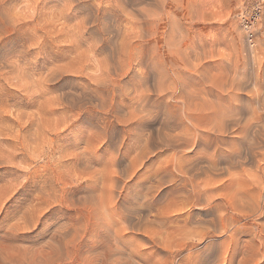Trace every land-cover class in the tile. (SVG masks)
<instances>
[{"label": "rangeland", "instance_id": "374dc122", "mask_svg": "<svg viewBox=\"0 0 264 264\" xmlns=\"http://www.w3.org/2000/svg\"><path fill=\"white\" fill-rule=\"evenodd\" d=\"M254 2L255 0H157L156 2L155 0H0V264H83L85 262V264H91L92 260H96L93 264H102L104 261L103 264H110V260H114L111 261L112 264H122L126 262V259L130 261L123 264H134L136 261L142 263V260L137 259L136 254L133 256L135 253L133 247L137 246L139 250L138 245L145 244L144 248L140 249L143 252H150L155 248L145 241V238L137 235L138 231L135 229L142 228L141 225L146 226L150 222L153 226L155 224L159 230L163 229L161 226L170 224L175 228L179 226L186 232H190L187 235L188 244L186 245L191 247L186 248L187 250L172 249L173 253L167 257L170 264L171 262L175 264L176 261H178L177 264H183L187 260L185 257H189L190 254H192V259H195L192 261L188 258L189 262L184 264H193L198 260L196 264H221L223 261H225L223 264H245V261L248 264H264L262 262L264 261V2L258 21L248 26V29L254 30L253 39L248 40L247 33L242 27V17L247 15ZM181 84L182 87L185 86L183 90L180 87ZM189 91L192 101L186 96ZM186 100L189 105L192 104L191 107L184 102ZM206 106L209 108V110L206 109L208 112L205 111ZM135 108L138 110L133 112ZM169 108L171 110H168ZM143 109L145 111L142 112ZM191 109L194 110L190 112ZM168 111L173 112L171 117ZM180 111L182 118L179 113L177 114ZM185 111L191 114L188 120H191L195 114V119H199V124L203 119L208 118L209 123L203 126V121L201 129L205 126L207 128L210 124L221 123L215 126L218 130L216 128L214 130V125H210V129L208 126L207 130L210 132L208 134L205 128L202 129L205 137L208 135L202 146L189 145L181 150L180 147L177 149L178 146L173 147L170 144H174L173 138L177 136L176 132L179 130L182 132L183 127L188 124L186 119L184 120ZM217 111L220 121L216 117ZM132 112L134 116L138 114L143 116L146 112L143 116L145 120L143 118L140 120L139 115L135 119L132 118L134 117ZM214 112L217 113L214 114ZM204 113L207 115L211 113L209 115L215 118L211 116V119ZM165 114L169 116H164ZM176 114L178 116L173 119L179 123L172 120ZM199 114L204 115L200 117ZM168 117L171 123L167 120ZM180 118L184 121H180ZM210 120H213V123ZM223 122L225 124L227 122L228 127L221 125ZM172 124L175 126L178 124L177 128H180L173 130L171 128L175 126ZM166 125H171V128ZM219 125L227 127L229 131L223 127L226 131L224 132L222 128L221 130L217 127ZM211 130L216 131V134L221 131L218 133L219 137H214L215 134H212ZM169 131L173 132L171 137L174 135L173 138L170 137L171 141H169L170 138L167 139L171 134ZM166 135L168 136L165 138ZM217 139L221 140V143ZM213 140L219 145H214ZM166 141L171 143H166ZM205 144L209 146L206 145L208 147L205 148ZM171 148L174 149L171 150ZM200 150H203L202 154L206 150L204 157L201 156ZM177 151H181V154ZM182 151L185 152L182 153ZM143 153H147L148 157H144ZM172 153L183 156L187 161L192 160L196 164L192 166L196 170L194 168L191 170L194 174L190 172L187 175L177 171L181 178L184 176L183 182L188 181L190 177L193 180L197 179L202 171L201 177L194 180L195 191L202 190L190 191L187 199L178 198L179 201L175 207L180 206L177 212H185L187 209L190 212L191 209L189 215L174 216L178 220L180 218L179 225L177 219L161 225L160 220L153 217L156 212L155 208L163 205V201L164 204L165 202L174 204L171 199L173 195H168V197L166 195L162 198L163 200L153 201L155 208L152 201H148L142 209L136 203L138 197L136 200L133 195L136 188L140 187L135 185L141 179L138 177L147 175L146 177H151V179L155 178V175L157 176L155 171L159 174L160 167L164 164L162 160ZM207 153H211V157L207 156ZM220 153L224 154L223 158ZM138 154L139 157L142 154L140 159L137 158ZM190 156L201 158L193 160L194 158ZM213 157L218 160L215 161ZM135 158L142 162L135 163ZM151 158H153L152 161L156 160L153 161L152 167L150 166ZM210 158L214 159V162H210ZM157 160H160V165L156 164V166ZM204 161L212 163L211 166L210 163ZM134 164L138 167L133 166ZM101 165L102 168L105 165V169H102ZM106 167L113 174L106 171L103 175ZM129 168L131 169L129 173L132 172L130 174L127 173ZM204 170L205 173H209L208 178L211 181L208 180ZM89 172L96 174V177L92 173L87 174ZM174 172L179 176L176 170ZM203 173L206 176L204 178ZM107 176L111 181L113 179L121 181L111 183L107 180L110 183L108 185ZM131 178L133 182L130 181ZM100 181H102L101 184L98 183ZM126 181L128 183H125ZM209 181L212 184L214 182L216 186L210 185ZM170 185L172 183L167 182L161 188L170 187ZM187 187L190 189L188 185ZM115 189L118 192L114 191ZM125 189L132 190V193ZM119 191L125 193H122L126 198L122 202H128V204L123 203L128 206L130 213L127 206L123 204L125 206L122 205L119 210L116 209L120 215H117L112 208L113 215L116 214L112 216L113 210L111 209V212L107 209L112 207L113 199L111 198H117ZM127 193H130V197ZM214 193L221 196H215ZM201 195L204 200L209 197L210 200L202 201ZM134 196L136 197V194ZM102 197L106 199L103 200ZM77 199L80 201L76 203ZM107 202H110L111 206L106 208L104 206ZM84 204L87 206L85 207ZM132 204H137V207ZM208 206L209 208L214 206V209L211 207L209 210ZM104 208L107 210L105 212H110L113 220L119 219L116 221L117 224L120 226L127 224V229L130 226V231L125 229L124 233L128 232L125 237L133 241L125 245L123 241L120 244L117 241L119 239L114 238L115 243H113L116 245L112 243L110 246L115 249L112 252L116 254V257L120 254L121 258L126 257L123 261L117 257L118 261L115 254L111 252L112 256L110 254L109 257L112 259L104 255L107 248L103 245L104 237L103 240L100 239L102 242L99 240L104 236L101 235L106 218V215H102L101 212ZM144 209H146L145 212ZM176 211L171 214L176 215ZM138 212L142 213V216ZM88 213L93 215L90 216ZM143 214L146 216L144 219ZM76 216L78 218H75ZM81 218L82 220H79ZM95 218L98 220L96 221ZM185 218L188 220L186 221ZM122 219H125L123 222L126 221V223H121ZM184 222L185 224L190 223L184 226ZM81 225L85 228H81ZM89 225L90 227L95 225L94 229ZM98 225L101 230L97 227ZM73 226L74 228L80 226L81 231L79 228L77 232L75 230L77 228L73 229ZM199 231L201 236L198 234ZM76 232L78 239L75 236ZM129 232L133 236L135 233L134 238ZM71 234H74L77 240ZM57 239L58 242H56ZM84 239L89 240L85 242ZM134 241L139 244H133ZM91 243L95 248L99 243H101L99 246H102H97L98 248L95 249ZM212 244H215L214 248ZM45 245L47 247L50 245L48 250ZM88 245H92L93 248L90 249ZM121 245H125L128 250ZM209 246L211 250L208 249ZM100 248L104 250L100 251ZM121 248L126 254H122ZM255 249L259 251L257 254ZM89 250H94L93 253H89L90 256L88 252L91 251ZM227 251H229L228 254ZM203 253L204 258H202ZM163 254L159 252L160 257ZM214 254L219 255L217 256L219 258L222 255L221 259L218 260L216 255L215 258H211ZM244 255L251 259L245 258ZM83 256L84 260L87 259L86 261H83ZM89 257L91 261H88ZM254 257H260L256 260H263L255 262ZM243 258L244 260L239 262V259ZM107 259L108 262H106ZM181 260L183 263L180 262ZM230 260L233 262H229Z\"/></svg>", "mask_w": 264, "mask_h": 264}, {"label": "bare ground", "instance_id": "6f19581e", "mask_svg": "<svg viewBox=\"0 0 264 264\" xmlns=\"http://www.w3.org/2000/svg\"><path fill=\"white\" fill-rule=\"evenodd\" d=\"M118 1H119V0H118ZM156 1H157V0H155V2H156ZM159 5H160V4H159ZM131 13H132V12H131ZM132 14H133V13H132ZM92 15H93V14H92ZM83 21H84V20H83ZM104 28H105V27H104ZM247 28H249V27L247 26ZM102 32H103V31H102ZM126 44H127V43H126ZM127 45H128V44H127ZM125 49H126V48H125ZM194 75H195V74H194ZM187 77H188V76H187ZM196 77H197V76H196ZM180 80H181V79H180ZM182 80H184V79L182 78ZM184 81H185V80H184ZM173 86H174V85H173ZM180 87H182V84L180 85ZM184 87H185V86H184ZM184 87H182V90H183ZM157 88H158V87H157ZM157 88H156V89H157ZM159 88H160V87H159ZM176 88H177V87H176ZM152 89H153V88H152ZM179 89H181V88H179ZM177 90H178V89H177ZM151 91H152V90H151ZM158 91H159V89H158ZM167 91H168V90H167ZM180 91H181V90H180ZM146 92H148V91H146ZM155 92H156V91H155ZM168 92H169V91H168ZM173 92H174V91H173ZM173 92H171V93H173ZM181 92H182V91H181ZM181 92H180V93H181ZM151 93H152V92H151ZM180 93H179V94H180ZM159 94H160V93H159ZM179 94H178L177 96H179ZM181 94H183V93H181ZM185 94H186V92L184 93V95H185ZM141 95H143V93H142ZM141 95H139V98H140V99H141ZM144 95H145V94H144ZM172 95H173V94H172ZM189 95H190V91H189V94H188V95L186 94V96H188L187 98H190V99H191L192 97H190ZM145 96H147V95H145ZM145 96H144V97H145ZM150 96H151V94H150ZM174 96H175V95H174ZM144 97H142V99H143ZM148 97H149V93H148ZM160 97H161V96H160ZM168 97H169V96H168ZM183 97H184V96H183ZM137 98H138V96H137ZM149 98H150V97H149ZM149 98H148V99H149ZM169 98H170V97H169ZM173 98H174V97H173ZM178 98H180V97H178ZM140 99H139V100H140ZM144 99H145V98H144ZM190 99L188 100L189 102H190ZM140 101H141V100H140ZM146 101L149 102L147 99H146ZM191 101H192V99H191ZM136 102H137V100H136ZM144 102H145V100H144ZM184 102H186V103L188 104L187 100L184 101ZM137 103H138V102H137ZM137 103H136V105L139 104V103H138V104H137ZM140 103H141V102H140ZM142 103H143V102H142ZM142 103H141V104H142ZM186 103H185V104H186ZM190 103H191V102H190ZM182 104H183V103H182ZM185 104H184V106H186ZM144 105H145V104H143V106H144ZM168 105H169V104H168ZM168 105H166V106L168 107ZM190 105H192V104H190ZM190 105L188 104V106H190ZM193 105H194V103H193ZM146 106H147V105H146ZM146 106H145L144 108H146ZM180 106H181V105H180ZM188 106H187V107H188ZM199 106H200V105H199ZM139 107H140V106H139ZM141 107H142V105H141ZM182 107H183V106H182ZM182 107H180V108H182ZM187 107H186V108H187ZM190 107H191V106H190ZM196 107H197V105H196ZM207 107H208V106H206L205 111H206V109L209 110V108H207ZM136 108H138V107L136 106ZM136 108L133 109V112L139 109V108H138V109H136ZM142 108H143V107H142ZM147 108H148V107H147ZM171 108H173V107H171ZM171 108H169L168 110H171ZM175 108H176V107H175ZM180 108H179V109H180ZM188 108H189V107H188ZM188 108H187V110L190 109V108H189V109H188ZM198 108L200 109V107H198ZM198 108H197V109H198ZM202 108H203V105H202ZM202 108H201V109H202ZM164 109H165V108H164ZM164 109H163V110H164ZM177 109H178V107H177ZM184 109H185V108H184ZM184 109H183V110H184ZM197 109H196V110H197ZM201 109H200V110H201ZM210 109H211V107H210ZM213 109H214V108H213ZM192 110H194V109H191L190 112H191ZM196 110H195V111H196ZM143 111H145V110L143 109L142 112H143ZM146 111H149V110H146ZM165 111H167V109H165ZM172 111H173V109H172ZM203 111H204V109H203ZM18 112H19V111H18ZM34 112H35V111H34ZM133 112H132V115H133ZM138 112H139V111H138ZM149 112H150V111H149ZM168 112H169V111H168ZM183 112H184V111H183ZM190 112L188 111V113H187V111H185V113H184V116L186 117V118H184V120L186 119L185 121H186L188 124H187V126H184V127H183L182 132H181V130H179L180 132H179V131L176 132V133H177V136L175 135V138H173L174 135L171 137V135H172L173 132H170V131H169V132H170L171 134L168 133V134H170V136H168V135L165 136V138L168 136L167 139H169L170 137L174 139V140H173L174 144L171 143V142H168V141H166V143H167V142H168V143H171L170 145H173V147H174V145H176V147L178 146L177 149L180 147L181 150H182V148H185V147H187V146H189V145H192V146H198V145H201V146H202V145H203V142L206 140V138H208V135H206L207 137H205L204 130H202V129L205 128V129L207 130L208 126H209V129H210V125H212V124L208 125L207 128H206V126H205V127H203V128L201 129V126H202L201 123H202L203 121H204L203 126H204V124L207 125V124L209 123V122H208L209 120H207L208 118H205V117H204L205 120H207L206 123H205V120H204L203 118H200V119H203V121L199 124V119H198V120L195 119V116H194L195 114H194L193 112H192V113H193L194 115L192 116L191 120H188V119H190V115H191V114L189 115ZM197 112H198V111H197ZM200 112H201V111H200ZM206 112H208V111H206ZM211 112H212V110H211ZM217 112H218V111H217ZM217 112H214V114H216ZM169 113H170V112H169ZM171 113L173 114V112H171ZM171 113H170V117H171ZM174 113H175V111H174ZM178 113H179V115H180V113H182V112L180 111V112H177V114H178ZM195 113H196V112H195ZM27 114H28V113H27ZM29 114H30V113H29ZM134 114L136 115V113H134ZM140 114H141V110H140ZM140 114H138V115H139L138 118H139V119H140V118L142 119L143 116L146 115V112H145V114H144L143 116L140 115ZM147 114H148V112H147ZM157 114H158V113H157ZM163 114H164V113H163ZM177 114L174 115V116L172 115V116H173V117H172V120H175V119H176L175 116H178ZM196 114H197V113H196ZM204 114H205V116L207 115L206 113H204ZM204 114H203V115H204ZM209 114H211V113H209ZM209 114L207 115V117L209 116V117L212 119L213 116L211 115V116H212V117H211ZM214 114H213V115H214ZM218 114H219V112L217 113V115H218ZM138 115H137V116H138ZM167 115H168V114H167ZM167 115L165 114L164 116H167ZM203 115L199 114L200 117L203 116ZM217 115H216V117H218V120L220 121V119H219L220 117H219V115H218V116H217ZM133 116H134V115H133ZM137 116H134V117H132V118L135 119V117H137ZM141 116H142V117H141ZM153 116H154V114H153ZM153 116H152V119H153ZM168 116H169V115H168ZM220 116H221V115H220ZM170 117H168L167 120H169ZM174 117H175V119H173ZM180 117L182 118L183 116L180 115ZM193 117H194V118H193ZM36 118H37V117H36ZM144 118H145V117H144ZM144 118H143V120H145ZM150 118H151V116H150ZM181 118H180V119H181ZM213 118H215V117H213ZM32 119H33V117H32ZM47 119H48V118H47ZM136 119H137V118H136ZM139 119H138V121L141 120V119H140V120H139ZM148 119H149V117H148ZM177 119H178V118H177ZM221 119H222V118H221ZM240 119H241V118H240ZM247 119H249V117H248ZM143 120H142V123H143ZM149 120H150V119H149ZM167 120H166V121H167ZM184 120L181 119L180 121H184ZM250 120H251V119H250ZM250 120H249V122H250ZM36 121H37V120H36ZM169 121H170V123H171V120H169ZM169 121H168V122H169ZM188 121H189V122H188ZM210 121H211V120H210ZM212 121H213V120H212ZM212 121H211V123H213ZM214 121H215V120H214ZM219 121H218V122H219ZM222 121H224V120L222 119ZM228 121H229V120H228ZM25 122H26V121H25ZM132 122H133V121H132ZM132 122H131V123H132ZM147 122H148V121H147ZM168 122H166V123H168ZM173 122H174V121H173ZM173 122H172V123H173ZM175 122H176V123H177V122L179 123V121H177V120H175ZM186 122H185V123H186ZM207 122H208V123H207ZM215 122L217 123V121H215ZM230 122H231V121H230ZM234 122H235V121H234ZM246 122H247V121H246ZM249 122H248V123H249ZM34 123H35V122H34ZM49 123H50V122H49ZM133 123H134V122H133ZM164 123H165V122H164ZM166 123H165V124H166ZM220 123H221V122H220ZM220 123H217V124L214 123V124H213V125H214V127H213L214 130L217 129L215 126L218 125V124H220ZM223 123H224V122H223ZM223 123H222L221 125H225V126L228 127L227 122H226L227 125H226L225 123H224V124H223ZM28 124H29V123H28ZM135 124H136V123H135ZM140 124H141V121H140ZM140 124H138V125H140ZM173 124H174V123H173ZM173 124H172V125H173ZM183 124H184V123H183ZM184 125H186V124H184ZM213 125H212V126H213ZM229 125H230V123H229ZM235 125H236V124H235ZM247 125H248V124H247ZM247 125H245V126H247ZM167 126H168V125H166V127H167ZM170 126H171V125H169L168 128H171ZM173 126H175V125H173ZM177 126H178V124H177L175 127L177 128ZM180 126H182V125H180ZM225 126H223L224 129L226 128V130L229 131V129H228L227 127H225ZM230 126H231V125H230ZM236 126L238 127V125H236ZM248 126H250V125H248ZM47 127H48V126H47ZM175 127H174V128H171V129H173V130H174V129H175V130H178V128H180V127H178V128L176 129ZM217 127H219L220 129H221V128L223 129V127H220V125L217 126ZM251 127H252V126H251ZM160 128H161V127H160ZM211 128H212V127H211ZM215 128H216V129H215ZM44 129H45V128H44ZM181 129H182V128H181ZM220 129H219V130H220ZM222 129H221V130H222ZM224 129H223V130H224ZM238 129H239V131H240V128H238ZM245 129H247V128H245ZM248 129H249V128H248ZM42 130H43V129H42ZM169 130H170V129H169ZM217 130H218V129H217ZM157 131H158V130H157ZM171 131H172V130H171ZM155 132H156V131H155ZM205 132H206V134H208L209 131L207 130V131H205ZM211 132H212V130H211ZM215 132H216V131L212 132V134H215L214 137H219V134H218V133H220L221 131H220V132L217 131V132H218L217 134H216ZM224 132H226V131L224 130ZM240 132H241V131H240ZM243 132H244V131H243ZM247 132H248V131H247ZM7 133H8V132H7ZM140 133H141V132H140ZM174 133H175V131H174ZM176 133H175V134H176ZM179 133H180V134H179ZM209 133H210V132H209ZM222 133H223V132H222ZM157 134H158V133H157ZM2 135H3V134H2ZM155 136H156V135H155ZM158 136H159V135H158ZM220 136H221V135H220ZM223 136H224V135H223ZM245 136H246V135H245ZM148 137H149V136H148ZM249 137H250V136H249ZM13 138H14V137H13ZM171 138H170L169 141H171ZM210 138H211V135H210ZM212 138H213V137H212ZM220 138H221V137H220ZM215 139H216V138H215ZM244 139H245V138H244ZM211 140H212V139H211ZM211 140H209V141H211ZM221 140L223 141L224 139L222 138ZM221 140L217 139V141H220V143H221ZM143 141H145V140H143ZM146 141H147V139H146ZM215 141H216V140H215ZM158 142H159V140H158ZM162 142H163V144H164V140H162ZM207 142H208V141H207ZM212 142H214V140H213ZM145 143H146V142H145ZM166 143H165V144H166ZM205 143H206V142H205ZM208 143H209V142H208ZM226 143H227V142H226ZM168 145H169V144H168ZM206 145H208V144H205V146H206ZM210 145H211V143H210ZM212 145H213V144H212ZM214 145H219V144L214 142ZM214 145H213V146H214ZM82 146H83V145H82ZM152 146H153V145H152ZM201 146H199V147H201ZM208 146H209V145H208ZM208 146H206L205 148H207ZM164 147H166V146H164ZM171 147H172V146H171ZM214 147H215V146H214ZM142 148H143V147H142ZM159 148H160V147H159ZM189 148H190V147H189ZM192 148H193V147H192ZM201 148H202V147H201ZM37 149H38V148H37ZM161 149H162V148H161ZM168 149H169V148H168ZM172 149H174V148H171V150H172ZM186 149H188V148H186ZM202 149H203V148H202ZM216 149H217V148H216ZM219 149H220V146L218 147V150H219ZM227 149H228V148H227ZM145 150H147V149H145ZM157 150H158V149H157ZM169 150H170V149H169ZM190 150H191V149H190ZM229 150H230V149H229ZM141 151H143V150L141 149ZM149 151H150V150H149ZM186 151L188 152L189 150H186ZM194 151H195V150H194ZM201 151H203V150H200V152H201ZM143 152H144V151H143ZM178 152H180V154H181V151H177V153H178ZM184 152H185V151H184ZM184 152L182 151V153H184ZM205 152H206V150H205ZM205 152H204V153H205ZM9 153H10V152H9ZM147 153H148V151H147ZM147 153H146V154H147ZM173 153H174V152H173ZM173 153H172L171 155L168 154V156H165V159L162 160V161H164V164L160 167V173H159V174H158L157 171H155V174L157 173V176L154 174V175H155V178L153 177V179H151V177H146L147 175H146V176L144 175L143 177H140L141 175L138 174V176L140 175L138 178H141V179H139V182L136 183L135 185H136V187H138V186H140V187L136 188V189H137L136 191H135V188H134V190H133V192L135 191L136 197L134 196V195H135L134 193H133L134 195L131 194V196L133 195V197H134L136 200H137V197H138V201H137V202L135 201V202L138 203V205H139V207H140L141 209H142L144 206H146V203H147L148 201H150V202L152 201V203L154 204L153 201L156 202L158 199H162V198H164L166 195H167V197H168V195H173V198L171 197V199H173L172 202H173L174 204H170V203L168 204L167 202H165V204H164V201H163V205L158 206L157 208L154 207V206H156L155 204L153 205V207L156 209V212L153 214V217L157 218V220H160L159 222L161 223V225H165L166 222H173L174 220L177 219V218H175V217H177V215H178V216L189 215V213L191 212V209H190V212L188 211V209H187V211H185V212H181L180 209H179L180 212H177L176 210H178V208H179L180 205H179L178 207H175V206H176L177 201H179V199H178L179 197H183V198H182L183 200H184V199H187L189 192H190V191L193 192V191L196 190L195 187H194V186L196 185L195 182H194V180L199 179V177H201L200 174L202 175V173H201L202 171H200V174L198 173V174H199V177H198L197 179L194 178V180H193V179H191V177H190L188 181L183 182V179H182V178H184V176L181 178L180 174H179L177 171H179V172H181V173H183V174H187V175H188V173H190V172L193 173V171H191V170H192L193 168L195 169V167H192V166H193V165L195 166L196 164H194L192 160H191V161H190V160L187 161V160H185V159L183 158V156H182V157H181V156H177V154H173ZM175 153H176V152H175ZM196 153H197V152H196ZM198 153H199V152H198ZM204 153H203V154H204ZM208 153H209V152H208ZM208 153H207V156L211 157L210 154H211L212 152H211L210 154H208ZM217 153H218V151H217ZM225 153H226V152H225ZM244 153H245V152H244ZM76 154H77V153H76ZM146 154L143 153V156H144V157H148V156H146ZM186 154H187V153H186ZM189 154H190V152H189ZM203 154H202V152H201V156H203ZM220 154H221V153H220ZM228 154H229V153H228ZM141 156H142V154H140V157H141ZM150 156H151V154H150ZM184 156H185V154H184ZM212 156H213V153H212ZM218 156H219V154H218ZM221 156H222V158H223L224 154L222 153ZM226 156H227V154H226ZM233 156H234V153H233ZM68 157H69V156H68ZM121 157H122V156H121ZM135 157H136V156H135ZM140 157H139V154H138L137 158L140 159ZM190 157L192 158V156H190ZM190 157H188V159H189ZM203 157H204V156H203ZM219 157H220V156H219ZM87 158H88V157H87ZM92 158H93V157H92ZM95 158H96V156H95ZM95 158H93V159H95ZM99 158H100V157H99ZM137 158H135V163H136L137 161L139 162V160H138ZM185 158H186V157H185ZM191 158H190V159H191ZM193 158H194V156H193ZM193 158H192V159H193ZM195 158L197 159V158H201V157H200V156H195ZM195 158H194L193 160H195ZM207 158H208V157H207ZM207 158H206L205 160H207ZM213 158H214V157H213ZM226 158H227V157H226ZM143 159H144V158H143ZM145 159H146V158H145ZM152 159H153V158H151V161H152ZM186 159H187V158H186ZM214 159H215V158H214ZM214 159H212L213 161L211 160V158H210V160H209V159H208V160H209L210 162H214ZM118 160H119V159H118ZM130 160H131V159H130ZM130 160H129V161H130ZM216 160H218V159H215V161H216ZM222 160H224V159H222ZM86 161H88V159H87ZM89 161H90V160H89ZM96 161H97V160H96ZM102 161H103V159H102ZM149 161H150V159H149ZM149 161H148V163H149ZM153 161H154V160H153ZM153 161L151 162L150 166H151V165H154ZM155 161H156V160H155ZM155 161H154V162H155ZM157 161H158V163H155V165H156V164L158 165L159 162H160V160H157ZM209 161H204V162H207V163L209 164V163H210ZM224 161H225V160H224ZM224 161H223V162H224ZM226 161H227V160H226ZM226 161H225V162H226ZM233 161H234V160H233ZM92 162H95V160H94V161L92 160ZM141 162H142V161H140L138 164H140ZM143 162H144V161H143ZM105 163H106V161H105ZM152 163H153V164H152ZM215 163H216V162H215ZM215 163H214V164H215ZM13 164H14V163H13ZM100 164H101V163H100ZM103 164H104V163H103ZM106 164H107V163H106ZM106 164H105V165H106ZM126 164H128V163H126ZM208 164H206L207 167H208ZM211 164H212V163H210V166H211ZM228 164H230V163H228ZM105 165H104V167H105ZM130 165H131V162H130ZM147 165L149 166V164H147ZM157 165H156V166H157ZM159 165H160V164H159ZM215 165H216V164H215ZM128 166H129V165H128ZM128 166H127V167H128ZM133 166H135V164H134ZM139 166H140V165H139ZM150 166H149V167H150ZM156 166H155V167H156ZM197 166H198V165H197ZM197 166H196V168L198 169ZM219 166H220V164H219ZM100 167L102 168V165H101ZM104 167H103V168H104ZM108 167H109V165H108ZM135 167H138V166H135ZM143 167H144V166H143ZM146 167H147V166H146ZM151 167H152V166H151ZM191 167H192V168H191ZM200 167H201V166H200ZM207 167H206V168H207ZM213 167H216V166L213 165ZM85 168H87V167H85ZM89 168H90V167H88L87 169H89ZM103 168H102V169H103ZM109 168H110V167H109ZM109 168H108V169H109ZM111 168H112V167H111ZM125 168H126V167H125ZM125 168H123V169H125ZM130 168H131V166H130ZM130 168H129V169H130ZM153 168H154V166H153ZM206 168H205V169H206ZM208 168H209V167H208ZM210 168H212V167H210ZM216 168H217V167H216ZM95 169H96V168H95ZM102 169H101V170H102ZM104 169H105V168H104ZM108 169H107V167H106V170H103V175L106 174L105 172L108 171ZM126 169H127V168H126ZM129 169L127 170L128 172L126 171L127 173H129V171H131V169H130V170H129ZM133 169H134V171L136 170L134 167H133ZM145 169H146V168H145ZM201 169L203 170L204 168H201ZM101 170H100V171H101ZM113 170H114V169H113ZM121 170H122V169H121ZM147 170H151V168H150V169L147 168ZM174 170H176V172L179 174V176L176 175V173L174 172ZM195 170H196V169H195ZM195 170H194V172H195ZM198 170H199V169H198ZM88 171H89V170H87V172H88ZM93 171H97V170H94V169H93ZM93 171H92V172H93ZM123 171H125V170H123ZM85 172H86V169H85ZM92 172H89V173H87V174H90V173H92ZM110 172H112V171H110ZM110 172L108 171L107 173L110 174ZM197 172H198V171H197ZM203 172L205 173V170H204ZM207 172H208V170H207ZM217 172H218V171H217ZM79 173H80V172H79ZM94 173H95V172H94ZM96 173H97V172H96ZM116 173H117V172H116ZM121 173H122V172H121ZM130 173H132V172H130ZM130 173H129V174H130ZM135 173H136V172H135ZM192 173H191V175H192V178H193V174H194V173H193V174H192ZM204 173H203V178L206 177V176H204ZM212 173H214V171H213ZM112 174H113V172H112ZM112 174H111V175H112ZM183 174H182V175H183ZM195 174H196L195 176H197V173H195ZM205 174H207V173H205ZM208 174H209V173H208ZM208 174H207V178H208V176H209ZM215 174H216V173H215ZM92 175H93V173H92ZM92 175H91V176H92ZM95 175H96V174H95ZM95 175H93V176H95ZM101 175H102V173H101ZM121 175H122V174H121ZM126 175H127V174H126ZM189 175H190V174H189ZM89 176H90V175H89ZM89 176H88V177H89ZM122 176H123V175H122ZM151 176H153V175H151ZM231 176H232V175H231ZM95 177H96V176H95ZM97 177H98V176H97ZM101 177H103V176H101ZM109 177H110V175H109ZM109 177L107 176V178H109ZM111 177H114V176H111ZM209 177H210V176H209ZM88 179H90V178H88ZM97 179H98V178H97ZM97 179L95 178V180H97ZM109 179H110V178H109ZM109 179H106V181L108 180V181L110 182L111 179H110V180H109ZM112 179H113V178H112ZM115 179H116V178H115ZM117 179H118V178H117ZM131 179H132V178H131ZM150 179H151V180H150ZM209 179H210V178H208V180H209ZM92 180H94V178H93ZM98 180H99V179H98ZM118 180H120V179H118ZM118 180H115V181H114V179H113V180L111 181V183L116 182V181H118ZM136 180H137V178L135 179V181H136ZM184 180H185V179H184ZM200 180H201V179H200ZM200 180H199V182H200ZM208 180H207V182H208ZM212 180H213V178H212ZM102 181L104 182V180H102ZM102 181H100V182H98V183L101 184ZM108 181H107V183H108V185H110V183H109ZM120 181H121V180H120ZM130 181L133 182V179L130 180ZM130 181H129V182H130ZM135 181H134V182H135ZM152 181L155 182L156 184H154ZM181 181H182V182H181ZM210 181H211V179H210ZM210 181H209V183H210ZM167 182L172 183V185H170V187H163V188H161L162 185H163L164 183H167ZM197 182H198V181H197ZM204 182H206V180H204ZM214 182L216 183L215 180H214ZM214 182H213V184H214ZM236 182H237V181H236ZM105 183H106V182H105ZM117 183H118V182H117ZM125 183H128V181H126ZM202 183H203V182H202V180H201V184H202ZM234 183H235V182H234ZM114 184H115V183H114ZM118 184H119V183H118ZM131 184L133 185V183H131ZM168 184H169V183H168ZM206 184H208V183H206ZM206 184H203V185H206ZM211 184H212V182L210 183V185H211ZM213 184H212V185H213ZM112 185H113V184H112ZM112 185H111V187H113ZM129 185H130V184H129ZM187 185L190 187V189H188ZM210 185L208 184V186H210ZM214 185H215V184H214ZM114 186H115V185H114ZM120 186H122V185H120ZM215 186H216V185H215ZM103 187H105V185H104ZM133 187H135V186H133ZM133 187H132V188H133ZM109 188H110V187H109ZM121 188H122V187H121ZM125 188H127V187L125 186ZM196 188H198V186H196ZM210 188H211V186H210ZM212 188H214V187H212ZM215 188H217V187H215ZM215 188H214V189H215ZM103 189H104V188H103ZM105 189H106V188H105ZM130 189H131V188H130ZM130 189H128V191L125 189V191H127V192H131L132 190L129 191ZM198 189H199V188H198ZM203 189H204V188H203ZM214 189H212V191H214ZM217 189H219V188H217ZM217 189H216V190H217ZM98 190H99V188H98ZM108 190H109V189H108ZM118 190H119V188H118ZM122 190H123V189H122ZM200 190H202V189H199V191H200ZM216 190H215V191H216ZM114 191H116V189H115ZM114 191L112 190V194L114 193ZM197 191H198V190H197ZM197 191H195V192H197ZM199 191H198V192H199ZM212 191H211V192H212ZM98 192H99V191H98ZM98 192H97V193H98ZM101 192H102V191H101ZM109 192H111V190H110ZM116 192H118V191H116ZM195 192H194V193H195ZM202 192H203V191H202ZM202 192H200V193H202ZM209 192H210V191H209ZM94 193H95V192H94ZM94 193H93V194H94ZM122 193H123L122 191H121V192L119 191L118 195L116 196L117 198H111V199H113V200H112L113 203H112V207H111V208L109 207L110 209H109V208L107 209L108 211L111 210L112 208H114L115 213H116L117 215H120L119 213L116 212V209L119 210L120 207H122V205L125 204V203H123V202H126V203L128 204L127 201H123V202H122V200H125V199H126V198H124V195H123V194H125V193H123V194H122ZM131 193H132V192H131ZM194 193H193V194H194ZM200 193H199V194H200ZM107 194H108V191H107ZM110 194H111V193H110ZM116 194H117V193H116ZM127 194H128L129 197H130V193H127ZM127 194H126V195H127ZM197 194H198V193H197ZM215 194H216V193H214V195H215ZM4 195H5V194H4ZM95 195H96V194H95ZM104 195H105V194H104ZM126 195H125V196H126ZM189 195H190V194H189ZM202 195H204V193H203ZM202 195H201V198L203 197ZM206 195H207V194H206ZM212 195H213V194H212ZM225 195L227 196V194H225ZM2 196H3V195H2ZM93 196H94V195H93ZM97 196H98V195H97ZM97 196H95V198H96ZM102 196H103V195H102ZM191 196H192V195H191ZM196 196H198V195H196ZM196 196H195V197H196ZM215 196L220 197L221 195H218V194H217V195H215ZM222 196H223V195H222ZM82 197H83V196H82ZM105 197H106V196H105ZM111 197H112V195H111ZM129 197H127V199H128ZM133 197H132V198H133ZM195 197H194V198H195ZM210 197H212L211 194H210ZM210 197L207 198V196H206L205 198H207V199H205V200H206V201H207L208 199L210 200ZM213 197H214V196H213ZM223 197H224V196H223ZM91 198H94V197H91ZM169 198H170V196H169ZM189 198H190V197H189ZM189 198H188V201L190 200ZM194 198H193V199H194ZM198 198H199V197H198ZM201 198H200V200H201ZM214 198H215V197H214ZM214 198H213V199H214ZM226 198H227V197H226ZM88 199H89V198H88ZM88 199H87V200H88ZM97 199H98V198H97ZM97 199H96V200H97ZM101 199L104 200V199H106V198H103V197H102ZM111 199H110V200H111ZM135 199H134V200H135ZM167 199H168V198H167ZM182 199H181V200H182ZM202 199H203L202 201L205 202L204 197H203ZM221 199H222V198H221ZM253 199H254V197H253ZM87 200H86V201H87ZM91 200H92V199H91ZM93 200H94V199H93ZM162 200H163V199H162ZM164 200H165V199H164ZM183 200H182V201H183ZM197 200H198V199H197ZM200 200H198V201H200ZM228 200H229V199H228ZM246 200H247V199H246ZM79 201H80V200L77 199L76 203L79 202ZM89 201H90V200H89ZM132 201H133V200H132ZM159 201H161V200H159ZM185 201H187V200H185ZM202 201H201V202H202ZM215 201H216V200H215ZM215 201H213V202H215ZM96 202H97V201H96ZM135 202H134V203H135ZM161 202H162V201H161ZM161 202H160V203H161ZM168 202H170V201L168 200ZM84 203H85V201H84ZM100 203H101V202H100ZM129 203H130V201H129ZM132 203H133V202H132ZM191 203L193 204V202H191ZM198 203H199V202H198ZM202 203H203V202H202ZM208 203H209V202H208ZM85 204H86V203H85ZM85 204H84V206H85ZM107 204H109V205H107ZM107 204H106V206H104V207L107 208V206H111L110 202H109V203L107 202ZM130 204H131V203H130ZM211 204H213V203H211ZM232 204H233V203H232ZM89 205H90V204H89ZM96 205H97V204H96ZM103 205H105V204H103ZM125 205H126V204H125ZM125 205H123V206H125ZM132 205H133V204H132ZM136 205H137V204H136ZM136 205H133V206H136ZM193 205H194V204H193ZM86 206H87V205H86ZM86 206H85V207H86ZM92 206H93V205H92ZM126 206H127V205H126ZM129 206H130V205H129ZM93 207H94V206H93ZM136 207H137V206H136ZM136 207H135V208H136ZM139 207H138L137 209H139ZM211 207H212V206H211ZM211 207L209 208V206H208L209 210L211 209ZM213 207H214V206H213ZM213 207H212V209H214ZM97 208H98V206L96 207V211H97ZM100 208H101V207H100ZM106 208H104L103 211L99 210V211L102 212V215H103V214L106 215V218H105V220H104V224H105V225H104L103 228H102V229H103V234H101V235H104V236H102L101 238H99V237H100V236H99L98 238H99V240H100V239L103 240V237H104V242H105V243L103 242V243H104L103 245H104V248L107 247V248L105 249V250H106V253H104V255H105V254L108 255L107 257L110 259L111 257H109V255H110L111 253H114V252H112V251L115 250L113 247H112L113 249L110 247L111 244L114 242V241H113L114 238H115V240H116V239H119V240H117V241L120 242V244L124 242L125 245H126L127 243L129 244V242H131V241H133V240H131V239L128 238V237H127V238L125 237L126 234L128 233V232H127L126 234L124 233V231H126L125 229H127V228H126L127 224H126V226L123 224V226H125V227H123L122 225H121V226H122V227H121L119 224H117L116 221L119 220V219H116V218H115L116 221L113 220L112 217H111V215H110V212H109V213H108V212H105ZM148 208H150V207H148ZM189 208H190V207H189ZM205 208H206V207H205ZM208 208H207V209H208ZM88 209H89V208H88ZM101 209H102V208H101ZM127 209H128V206H127ZM131 209H132V208H131ZM107 210H106V211H107ZM112 210H113V209H112ZM112 210H111V212H112ZM114 210H113V212H112V216L116 215V214L113 215ZM128 210H129V209H128ZM128 210H127V211H128ZM134 210L136 211L135 213H137V210H136V209H134ZM150 210H151V208H150ZM87 211H88V210H87ZM91 211H93V209H92ZM145 211H146V209H144V212H145ZM175 211L177 212L176 215L171 214V213H173V212H175ZM207 211H208V210H207ZM85 212H86V211H85ZM85 212H84V213H85ZM94 212H95V211H94ZM128 212L130 213V210H129ZM128 212H126V213L128 214ZM205 212H206V211H205ZM86 213H87V212H86ZM86 213H85V214H86ZM97 213H98V212H97ZM131 213H132V214H135L134 212H131ZM138 213H139V212H138ZM142 213H143V211H142ZM142 213H141V214H142ZM149 213H150V212H149ZM203 213H204V211H203ZM88 214H89V213H88ZM88 214H87V215H88ZM127 214H126V215H127ZM141 214L139 213V215H141ZM89 215H90V214H89ZM92 215H93V214H92ZM92 215H90V216H92ZM94 215H95V213H94ZM126 215H125V216H126ZM147 215L150 216V214H147ZM151 215H152V214H151ZM78 216H79V215H78ZM78 216H76L75 218H78ZM83 216H84V215H83ZM130 216H131V214H130ZM141 216H142V215H141ZM144 216H145V215L143 214V219H144ZM174 216H175V217H174ZM191 216H192V215H191ZM86 217H87V216H86ZM102 217H103V216H102ZM116 217H117V216H116ZM127 217H128V216H127ZM137 217L139 218V216H137ZM137 217H136V218H137ZM145 217H146V216H145ZM151 217H152V216H151ZM79 218H80V216H79ZM96 218H98L97 215H96ZM96 218H95V219H96ZM138 218H137V220H138ZM148 218H150V217H148ZM187 218H188V216H187ZM187 218H185V220H186ZM85 219H86V218H85ZM85 219H84V221H85ZM128 219H130V217H128ZM131 219H132V218H131ZM141 219H142V218H141ZM143 219H142V220H143ZM189 219H190V217H189ZM191 219H192V218H191ZM79 220H82V218L79 219ZM79 220L76 219V221H78V222H79ZM87 220H88V219H87ZM91 220H92V219H91ZM97 220H98V219H96V221H97ZM99 220H100V219H99ZM101 220H103V219H101ZM123 220H125V219H122L121 223L123 222ZM139 220H140V218H139ZM142 220H141V224H143ZM177 220H178V219H177ZM179 220H180V218H179ZM179 220H178V225H179ZM187 220H188V219H187ZM187 220H186V221H187ZM76 221H75V222H76ZM94 221H95V220H94V217H93V222H94ZM128 221L130 222V220H128ZM131 221H132V220H131ZM182 221H183V219H182ZM186 221H185V222H186ZM189 221H190V220H189ZM202 221H203V220H202ZM212 221H213V220H212ZM86 222H87V221H86ZM98 222H99V221H98ZM132 222H134V221H132ZM144 222H145V221H144ZM149 222H150V221H149ZM153 222H154V221H153ZM159 222H158V223H159ZM185 222H184V224H185ZM213 222H214V221H213ZM213 222H212V223H213ZM262 222H263V221H262ZM91 223H92V221H91ZM91 223H90V224H91ZM119 223H120V222H119ZM123 223H126V221L123 222ZM138 223H139V222H137V224H138ZM158 223H157V224H158ZM175 223H176V222H175ZM189 223H190V222H189ZM189 223H186L184 226H186V225L189 224ZM194 223H195V222H194ZM199 223H200V222H199ZM201 223H202V222H201ZM201 223H200V224H201ZM263 223H264V222H263ZM78 224H79V223H78ZM78 224H77V225H78ZM80 224H81V222H80ZM80 224H79V225H80ZM85 224H86V223H85ZM87 224H89V223L87 222ZM93 224H94V223H93ZM93 224H92V225H93ZM96 224H97V223H96ZM99 224H100V223H99ZM101 224H102V223H101ZM133 224H134V223H133ZM135 224H136V223H135ZM139 224H140V223H139ZM139 224H138V225H139ZM141 224H140V225H141ZM147 224H148V223H147ZM147 224H146V226H145V225H141L142 228H139V227H138V229H135L134 226L131 225V227H133V229H135V230L138 231V232H136L137 235H140V237L145 238L144 240L147 241L148 243H150L151 246L155 248L154 250H150V252H143V251L140 250V249H141V248H144L143 246H144L145 244H144V245H138V246H140L139 250H138V247H137V246H134L133 248H135V249H134L135 253H134L133 256H135V254H136L137 257H138L137 259L142 260V263H140L139 261H136V259H135L134 261H136V262H135L136 264H137V262H139V264H170V263L168 262L169 259L167 260V257H168L169 254L171 255V254L173 253V252H172V249H176V251H177V250H184V249L187 250L186 248H190V247H191L190 244H189L190 247H188V245H186V243H187V242H186V241H187V235H188V232H189V231L186 232L185 229H182V228H180L179 226H176V228H175V227L171 226L170 224H169L168 226H161V227H163V229H162V230H159V229H157L158 227L156 228L155 224H154V226L152 225L153 223H151V222H150V224H148V225H147ZM157 224H156V225H157ZM196 224H197V222H196ZM75 225H76V223H75ZM82 225H83V224H82ZM82 225H81V226H82ZM102 225H103V224H102ZM102 225H101V226H102ZM128 225H129V224H128ZM172 225H173V223H172ZM203 225H204V224H203ZM210 225H212V224H210ZM214 225H215V224H214ZM216 225H217V224H216ZM94 226H95V225H94ZM94 226H93V227L91 226V227L94 229ZM136 226H137V225H136ZM136 226H135V227H136ZM141 226H140V227H141ZM143 226H144V227H143ZM174 226H175V225H174ZM184 226H183V227H184ZM89 227H90V225H89ZM91 227H90V228H91ZM97 227H99V225H98ZM192 227H193V226H192ZM202 227H203V226H202ZM205 227H207V226H205ZM205 227H203V228H205ZM217 227H218V226H217ZM222 227H223V226H222ZM75 228H77V226H75ZM75 228H74V226H73V229H75ZM79 228H80V226H79ZM79 228H77V229H75V230L78 232V229H79ZM81 228L84 229L85 227L82 226ZM81 228L79 229L80 231H81ZM129 228H130V226H129ZM129 228H128V229H129ZM186 228H188V226H187ZM190 228H191V227H190ZM190 228H189V229H190ZM243 228H244V227H243ZM96 229H98V228H96ZM96 229H95V231H97ZM99 229H100V227H99ZM128 229H127V231H128ZM212 229H214V228H212ZM249 229H250V228H249ZM85 230H88V229H85ZM89 230H90V229H89ZM89 230H88V231H89ZM100 230H101V229H100ZM131 230H132V229H131ZM192 230H194V229H192ZM204 230H205V229H204ZM204 230H202V231H204ZM83 231H84V230H83ZM83 231H82V232H83ZM91 231H92V230H91ZM98 231H99V230H98ZM129 231H130V229H129ZM132 231H134V230H132ZM132 231H131V232H132ZM184 231H185V232H184ZM194 231H195V230H194ZM194 231H193V232H194ZM197 231H198V230H197ZM205 231H207V230H205ZM260 231H261V229H260ZM57 232H58V231H57ZM70 232H71V231H70ZM77 232H76V234H75L76 237H77ZM101 232H102V231H101ZM263 232H264V231H263ZM51 233H52V232H51ZM73 233H74V232H73ZM80 233H81V232H80ZM85 233H86V231H85ZM87 233H88V232H87ZM97 233L100 234V232H97ZM97 233H96V234H97ZM189 233H190V232H189ZM209 233H210V232H208V234H209ZM230 233H231V232H230ZM57 234H58V233H57ZM59 234H61V233H59ZM64 234H65V233H64ZM69 234H70V233H69ZM81 234H82V233H81ZM81 234H80V235H81ZM96 234H95V235H96ZM99 234H98V235H99ZM129 234H131V235H132L131 237L134 238L135 233H134V236H133V234L130 233V232H129ZM198 234H199V236H201V235H200V231H199ZM198 234H196V235H198ZM201 234H202V233H201ZM208 234H207V235H208ZM211 234H212V233H211ZM52 235H53V234H52ZM62 235H63V232H62ZM62 235H61V236H62ZM66 235H67V234H66ZM71 235L73 236L74 234H71ZM80 235H79V237H81ZM189 235H190V234H189ZM191 235H192V234H191ZM194 235H195V234H194ZM194 235H193V236H194ZM204 235H205V234H204ZM64 236H65V235H64ZM75 236H73V237H75ZM91 236H92V234H91ZM91 236H90V238H91ZM210 236H211V235H210ZM240 236H241V235H240ZM49 237H50V236H49ZM69 237H70V236H69ZM73 237H72V238H73ZM76 237H75V239H76ZM94 237H95V236H94ZM195 237H196V236H195ZM203 237H206V236H203ZM203 237H202V238H203ZM63 238H64V237H63ZM87 238H89V236H88ZM87 238L85 237V239H87ZM143 238H142V239H143ZM199 238H200V237H199ZM202 238H201V239H202ZM238 238H239V237H238ZM261 238H262V236H261ZM51 239H52V238H51ZM77 239H78V237H77ZM77 239H76V240H77ZM85 239H84V240H85ZM92 239H94V238H92ZM96 239H97V237H96ZM136 239H137V238L135 237V240H136ZM188 239H189V238H188ZM205 239H207V238H205ZM253 239H254V238H253ZM257 239H258V236H257ZM84 240H83V244H85V243H84ZM88 240H89V239H88ZM88 240H85V242H86V241L88 242ZM144 240H143V241H144ZM233 240H235V239H233ZM255 240H256V239H255ZM255 240H254V241H255ZM54 241H55V239H54ZM58 241H59V240L57 239L56 242H58ZM72 241H73V240H72ZM122 241H123V242H122ZM202 241H203V240H202ZM202 241H201V242H202ZM251 241H252V239H251ZM76 242H77V241H76ZM76 242H75V243H76ZM78 242H79V241H78ZM96 242H98V241L96 240ZM100 242H102V241L100 240ZM204 242H205V241H204ZM246 242H247V241H246ZM248 242H250V241H248ZM252 242H253V241H252ZM256 242H257V241H256ZM48 243H49V242H48ZM52 243H53V242H52ZM89 243H90V242H89ZM92 243H93V242H92ZM92 243H91V244H92ZM94 243H95V241H94ZM94 243H93V244H94ZM114 243H115V242H114ZM114 243H113V244H114ZM137 243H138V242H137ZM137 243H135V241L133 242V244H136V245H137ZM189 243H190V242H189ZM202 243H203V242H202ZM235 243H237V242L235 241ZM259 243H260V242H259ZM55 244H57V243H55ZM60 244H61V243H60ZM77 244H78V243H77ZM93 244H92V245H93ZM100 244H101V243H99V245H100ZM138 244H139V243H138ZM150 244H149V245H150ZM187 244H188V243H187ZM209 244H211V243H209ZM209 244H208V245H209ZM260 244H261V243H260ZM50 245H51V244H50ZM50 245H49V246H50ZM92 245H88V246H90V247H89L90 249H92V248L94 247V245H93V247H91ZM96 245H97L98 247H101V246H102V245L99 246L98 244H96ZM114 245H116V244H114ZM118 245H119V244H118ZM125 245H123V246H125ZM147 245H148V244H147ZM185 245H186V246H185ZM192 245H193V244H192ZM213 245H215V244H212V246H213ZM231 245H232V244H231ZM245 245H246V244H244V246H245ZM254 245H255V244H254ZM45 246L47 247V245H45ZM49 246H48V247H49ZM54 246H55V245H54ZM57 246H58V245H57ZM62 246H63V244H62ZM67 246H68V245H67ZM82 246H83V245H82ZM88 246H87V247H88ZM97 246H96V248H98ZM112 246H113V245H112ZM121 246H122V245H121ZM123 246H122V247H123ZM141 246H142V247H141ZM48 247H47V250H48ZM75 247H76V246H75ZM78 247H80V246L78 245ZM84 247L86 248V246H84ZM116 247H117V246H116ZM118 247H119V246H118ZM130 247H131V244H130ZM136 247H137V248H136ZM192 247H194V246H192ZM207 247H208V246H207ZM230 247H231V246H230ZM236 247H238V246H236ZM236 247H235V248H236ZM242 247H243V246H242ZM43 248H44V247H43ZM43 248H41V249H43ZM94 248H95V247H94ZM96 248H95V249H96ZM119 248H120V247H119ZM119 248H118V249H119ZM123 248L127 249L126 246L123 247ZM149 248H151V247H149ZM205 248H206V247H205ZM210 248H211V247L209 246L208 249H210ZM213 248H214V246H213ZM213 248H212V250H214ZM228 248H229V247H228ZM232 248H233V246H232ZM243 248H245V247H243ZM243 248H242V249H243ZM78 249H79V248H78ZM100 249H101V248H100ZM102 249H103V248H102ZM102 249H101L100 251H102ZM121 249H122V248H121ZM121 249H120V250H121ZM129 249H130V248H129ZM191 249H192V248H191ZM195 249H196V248H195ZM230 249H231V248H230ZM238 249H239V248H238ZM240 249H241V248H240ZM245 249H246V248H245ZM250 249H251V248H250ZM258 249H259V248H258ZM47 250H46V251H47ZM53 250H54V249H53ZM53 250H52V251H53ZM58 250L60 251V249H58ZM63 250H64V249H63ZM63 250H62V251H63ZM79 250H81V248H80ZM97 250H99V249H97ZM103 250H104V249H103ZM127 250H128V249H127ZM148 250H149V249H148ZM189 250H190V249H189ZM210 250H211V249H210ZM227 250H228V249H227ZM255 250H256V249H255ZM42 251H43V250H42ZM59 251H58V252H59ZM77 251H78V250H77ZM81 251H82V250H81ZM87 251H88V249H87ZM89 251H91V250H89ZM93 251H94V250H93ZM93 251L88 252V254H89V253H93ZM100 251H98V252H99L98 255H100ZM118 251H119V250H117V252H118ZM176 251H175V252H176ZM208 251H209V250H208ZM214 251H215V250H214ZM238 251H239V250H238ZM247 251H248V250H247ZM249 251H250V250H249ZM249 251H248V252H249ZM48 252H50V251H48ZM53 252H54V251H53ZM55 252L57 253V251H55ZM110 252H111V253H110ZM121 252H122V254H126V253H123V249L121 250ZM126 252L128 253V251H126ZM159 252H163L165 255L163 254V256L160 257ZM175 252H174V253H175ZM182 252H184V251H182ZM188 252H189V251H188ZM199 252H200V251H199ZM199 252H198L197 254H199ZM209 252H210V251H209ZM215 252H216V251H215ZM223 252H224V251H223ZM248 252H247V253H248ZM257 252H259V251L256 250V254H257ZM261 252H262V251H261ZM94 253H95V252H94ZM179 253H180V252H179ZM205 253H206V252H205ZM224 253H225V252H224ZM226 253L228 254L229 251H227ZM230 253H232L231 250H230ZM242 253H243V252H242ZM242 253H241V254H242ZM247 253H246V254H247ZM62 254H64V253H62ZM62 254H61V255H62ZM81 254H82V253H81ZM81 254H80V255H81ZM86 254H87V253H86ZM95 254H97V252H96ZM114 254H115V253H114ZM129 254H130V252H129ZM132 254H133V252L131 253V255H132ZM160 254H161V253H160ZM176 254H177V253H176ZM176 254H174V255H176ZM189 254H190V253H189ZM189 254H188V255H189ZM216 254H217V253H216ZM216 254H214L211 258H213ZM232 254H233V253H232ZM251 254H253V253H251ZM261 254L263 255V253H261ZM76 255H77V254H76ZM80 255H79V256H80ZM91 255H92V254H91ZM98 255H96V256L93 255V256H94V257H99ZM106 255H105V256H106ZM177 255H178V254H177ZM188 255H186V256H188ZM211 255H212V251H211ZM222 255H223V253H222ZM222 255H221V256H222ZM254 255H255V252H254ZM77 256H78V255H77ZM77 256H76V257H77ZM87 256H88V255H87ZM89 256H90V254H89ZM102 256H103V255H102ZM110 256H112V254H111ZM113 256H114V255H113ZM120 256H121V254H120L119 256H117V257L119 258ZM122 256H123V255H122ZM133 256H132V257H133ZM200 256H201V255H200ZM209 256H210V255H209ZM209 256H208V257H209ZM217 256H219V255H216V257H217ZM221 256H220V258L217 257V259L219 258L218 260H220V259H221ZM228 256H229V255H228ZM231 256H233V255H231ZM231 256H230V257H231ZM241 256H242V255H241ZM241 256H240V257H241ZM249 256H251V255H249ZM107 257H106V258H107ZM115 257H116V254H115ZM115 257H114V258H115ZM117 257H116V258H117ZM170 257H172V256H170ZM175 257H176V256H175ZM184 257H185V256H184ZM193 257H194V256H193ZM222 257L224 258V255H223ZM225 257H226V256H225ZM244 257L246 258V257H248V256H245V255H244ZM87 258H88V257H87ZM89 258H90V260H88V261H91V257H89ZM99 258H101V257H99ZM114 258H113V259H114ZM116 258H115V259H116ZM118 258H117V259H118ZM120 258H121V257H120ZM120 258H119V259H120ZM125 258H126V257H125ZM125 258L122 257V258H121L122 261L125 260ZM185 258H187V260H188V258H191L192 261H193V259H195V258L192 259V254H190L189 257H185ZM185 258H184V259H185ZM202 258H204V253H203V257H202ZM214 258H215V257H214ZM223 258H222V260H223ZM249 258H250V257H248V259H249ZM252 258H253V257H252ZM254 258H255L254 260H256V258H260V257H254ZM261 258H262V257H261ZM85 259H86V257H85ZM92 259H93V258H92ZM96 259H97V258H96ZM101 259L103 260L104 258L102 257ZM111 259H112V258H111ZM119 259H118V261H119ZM130 259H131V258H130ZM184 259H183V261H184ZM207 259H208V258H207ZM207 259H206V260H207ZM209 259H210V257H209ZM229 259H230V258H229ZM248 259H247V260H248ZM250 259H251V258H250ZM79 260H80V258H79ZM86 260H87V259H86ZM86 260H84V256H83V261H86ZM105 260H106V259H105ZM171 260H172V258H171ZM187 260H186L185 262H189V261H187ZM203 260H204V259H203ZM222 260H221V261H222ZM225 260H227V259L225 258ZM243 260H244V258H243L242 260L239 259V262H240V261H243ZM254 260H252V261H254ZM257 260L262 261L263 259H261V260H260V259H257ZM257 260H256L255 262H257ZM95 261H96V260H95ZM95 261L92 260V263H91V264L95 263ZM97 261H98V259H97ZM100 261H101V260H100ZM100 261H99V262H100ZM111 261H112V260H110V264H112ZM113 261H114V260H113ZM113 261H112V262H113ZM118 261H117V262H118ZM125 261L128 263V261H130V260L127 261V259H126ZM134 261H133V262H134ZM172 261L174 262V260H172ZM183 261L181 260L180 262L183 263ZM194 261H195V260H194ZM196 261H197V259H196ZM198 261H199V260H198ZM198 261H197V262H198ZM207 261H208V260H207ZM211 261H212V260H211ZM259 261H258V262H259ZM101 262H103V261H101ZM106 262H108V259H107ZM115 262H116V261H115ZM117 262H116V263H117ZM126 262H122V264H123V263H126ZM167 262H168V263H167ZM180 262H179V263H180ZM185 262H184V263H185ZM197 262H194V263L192 262V263H193V264H196ZM229 262H233V261L230 260ZM236 262H238V261H236ZM245 262H246L245 264H248L247 261H245ZM248 262H249V261H248ZM262 262H264V261H262ZM82 263H83V262H82ZM85 263H86V262H85ZM85 263H83V264H85ZM97 263H98V262H97ZM103 263H105V261H104ZM103 263H102V264H103ZM135 263H134V264H135ZM177 263H178V261H176L175 264H177ZM184 263H183V264H184ZM203 263H204V262H203ZM216 263H217V262H216ZM219 263H220V262H219ZM223 263H225V261L221 262V264H223ZM260 263H261V262H260ZM87 264H88V263H87ZM100 264H101V263H100ZM107 264H108V263H107ZM120 264H121V263H120ZM132 264H133V263H132ZM171 264H173V263L171 262ZM226 264H227V263H226ZM230 264H232V263H230ZM235 264H236V263H235ZM238 264H241V263H238ZM250 264H253V263H250ZM254 264H255V263H254ZM256 264H258V263H256Z\"/></svg>", "mask_w": 264, "mask_h": 264}, {"label": "built area", "instance_id": "2783aa9c", "mask_svg": "<svg viewBox=\"0 0 264 264\" xmlns=\"http://www.w3.org/2000/svg\"><path fill=\"white\" fill-rule=\"evenodd\" d=\"M263 0H255L253 3V6L251 9L247 12V15L243 16L242 19V27L243 30L247 33V38L248 40L253 39L254 37V30L252 31L251 29H248L247 26L251 25L252 23L255 24L261 14V9L263 5Z\"/></svg>", "mask_w": 264, "mask_h": 264}]
</instances>
